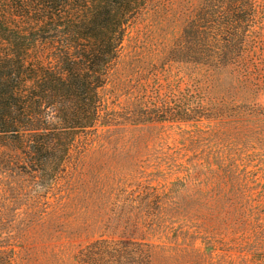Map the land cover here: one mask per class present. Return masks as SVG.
<instances>
[{
  "label": "rangeland",
  "instance_id": "1",
  "mask_svg": "<svg viewBox=\"0 0 264 264\" xmlns=\"http://www.w3.org/2000/svg\"><path fill=\"white\" fill-rule=\"evenodd\" d=\"M186 1L157 0L133 20L101 90L109 109L132 111L142 84L148 94L184 86L168 53ZM228 88L215 90L229 104L220 118L98 126L57 181L15 167L20 151L2 149L0 245L17 264H77L100 236L148 243L150 264H262L264 93L245 101Z\"/></svg>",
  "mask_w": 264,
  "mask_h": 264
},
{
  "label": "trees",
  "instance_id": "2",
  "mask_svg": "<svg viewBox=\"0 0 264 264\" xmlns=\"http://www.w3.org/2000/svg\"><path fill=\"white\" fill-rule=\"evenodd\" d=\"M156 1L0 0V151H20L15 167L57 181L100 125L120 117L179 124L220 118L229 110L215 94L223 81L240 100L264 93V0H188L168 53L186 73L184 86L154 84L148 94L142 84L132 111L109 109L101 90L117 70L133 20ZM74 258L150 264L151 248L100 236ZM0 264H17L14 248L0 245Z\"/></svg>",
  "mask_w": 264,
  "mask_h": 264
}]
</instances>
